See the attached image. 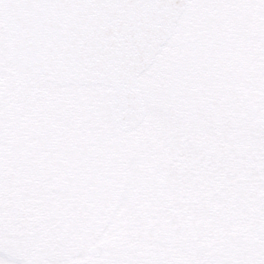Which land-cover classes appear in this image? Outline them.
<instances>
[{"label": "snow or ice", "instance_id": "snow-or-ice-1", "mask_svg": "<svg viewBox=\"0 0 264 264\" xmlns=\"http://www.w3.org/2000/svg\"><path fill=\"white\" fill-rule=\"evenodd\" d=\"M0 264H264V0H0Z\"/></svg>", "mask_w": 264, "mask_h": 264}]
</instances>
